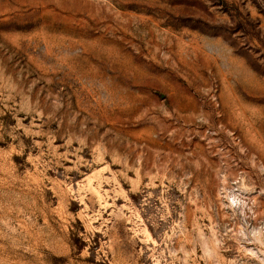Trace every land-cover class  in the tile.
Here are the masks:
<instances>
[{
	"label": "rangeland",
	"instance_id": "374dc122",
	"mask_svg": "<svg viewBox=\"0 0 264 264\" xmlns=\"http://www.w3.org/2000/svg\"><path fill=\"white\" fill-rule=\"evenodd\" d=\"M0 264H264V0H0Z\"/></svg>",
	"mask_w": 264,
	"mask_h": 264
}]
</instances>
